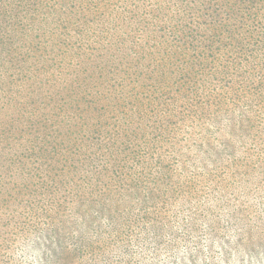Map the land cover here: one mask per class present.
I'll list each match as a JSON object with an SVG mask.
<instances>
[{
    "label": "rangeland",
    "instance_id": "obj_1",
    "mask_svg": "<svg viewBox=\"0 0 264 264\" xmlns=\"http://www.w3.org/2000/svg\"><path fill=\"white\" fill-rule=\"evenodd\" d=\"M246 4L251 0H0L2 113L13 118L9 100L19 105L28 96L33 105L27 107L49 117L56 131L76 129L85 117L93 122L89 134L100 139L103 128V136L107 130L130 145L121 162L116 153L118 160L93 151L84 157L87 175L94 169L105 174L103 188L46 194L25 187L20 199L1 204L0 217L33 207L13 221L18 232L0 251L2 264H264V243H248L247 227L257 223L230 212L231 205L251 198L245 181L264 205L258 174L240 170L243 162L264 170V8H250L262 21L255 43L237 45L239 31L221 34L212 49L215 62L197 73L190 62L183 65L199 79L197 90L169 83L174 80L165 77L169 64L163 57L175 49L166 32L191 38L189 53H197L192 46L202 43L200 35L214 32L205 21L218 25L212 8L217 20L225 18L223 28L234 27L249 12L240 15ZM162 77L153 90L152 81ZM248 126L258 132L250 145ZM117 163L123 164L122 179L106 175ZM19 164L10 178L37 180ZM160 170L164 181L131 182L134 173L146 179ZM49 174L40 172L41 179ZM167 174L185 189L170 188Z\"/></svg>",
    "mask_w": 264,
    "mask_h": 264
},
{
    "label": "trees",
    "instance_id": "obj_2",
    "mask_svg": "<svg viewBox=\"0 0 264 264\" xmlns=\"http://www.w3.org/2000/svg\"><path fill=\"white\" fill-rule=\"evenodd\" d=\"M259 1L261 0H251L252 4L249 6V8L247 7V4L246 6L241 7L239 9L242 11L240 12V15L243 12L244 13L242 15H244L245 12H248V10L249 12L244 16V18L240 19L234 27L230 25V27L226 26L224 28L222 24L225 18L220 15V20H217L215 15L219 13H215L216 10L214 8H212V11L209 13L207 11L208 7L205 8V5L202 6L203 14L206 15L209 13L212 16L214 22H216L218 25L211 24L210 20L205 21V23L209 26H214L212 28V31L214 32L211 35L209 33L200 35L203 36L201 40L202 43L200 44L201 46L198 44L192 46L195 48L193 52L197 53H189L191 38L189 40L187 38L186 40H182L180 38L178 39L176 36H171L166 32L167 35L164 37H167L171 46L175 47V49L171 52L164 50L165 53L163 55V57L166 59L165 63L169 64L167 65L168 76L165 77L174 80V82L169 83H172L173 85H177L179 83L177 89L182 87L183 90H197L198 86L196 85V82L198 83L199 79L193 78L190 70H184L183 65L190 62V65L193 66L191 71L193 72L195 70L197 73L198 67L201 68L209 65V63L215 62L212 61V49L215 46L219 47L218 43L220 38L218 36L221 34L228 35L231 32L239 31L242 39L240 41L238 40L239 42L237 45L241 44L240 46L246 47L255 43L257 39L256 34L260 33L258 28L261 26L262 21L260 18H257L256 11L253 9L250 10V8H264V5L259 3ZM243 30L245 33H241ZM191 36L194 35H192V33L188 35V37ZM214 36H217V38ZM195 38L196 37H194V39ZM230 38L235 41L237 40L234 35H230ZM207 39L210 40L206 42ZM178 41H180L182 45L179 46ZM16 56H18V60L20 61V54ZM140 58H143L142 55ZM151 71L152 68H150V72ZM161 75H163V72ZM148 77L152 78L153 76L149 74ZM165 77L152 81V89L156 90L159 87L160 81ZM75 86V94L80 98V93L77 92V89L80 86L79 80ZM66 101L69 103L68 100H65L63 105H65ZM9 102L12 107L15 106L13 111L15 115L13 118L8 116L7 113H2V108L6 106V104L5 100L0 101V205H6V203L11 199H20L19 194L25 187L30 193L34 192L32 188H35L38 192L41 189L46 194L47 192H57L60 189H62L64 192L74 190L77 192H80L81 190L86 192L84 189H87L88 192V189L91 190L93 188H103L106 185L103 178L105 174L99 173L100 169H94L96 172L94 175H87L83 167L85 168L89 165L85 164L84 157L93 151L104 156H111L114 160H118L116 156V154H118L120 160L124 157L121 156V154L124 155L125 149L130 146L126 144L123 139H120L119 141L112 139V135L109 134L107 130L104 132L107 137L103 136V128L101 129L102 134L100 139H98L99 136L97 133L89 134L90 129H88V126L93 125V122H90L89 120L86 121L85 117L81 120L80 125L76 126V129L74 127L71 129H66L64 132L56 131L49 125L51 121L49 117H46L40 113L34 114V110L32 109L33 106L32 108L27 107V104L29 106L33 105L32 99L30 100L28 96H25L23 101H19V105L17 103L14 104V101L11 99ZM122 105L123 103L120 104L121 107ZM118 110L124 114L126 113V110H121L119 107ZM247 128L248 129H245V133L250 137L248 140L250 145L258 137V132H251L250 126ZM24 134H27L25 139L21 138ZM19 139H21L23 143H21L20 148H17L14 143ZM32 154L35 156V158L29 161L32 157ZM88 157L90 158V156ZM49 160H53V163H51ZM20 161L22 163L21 169H23V171L27 170L29 175H36L37 180L31 181L24 175H20V181L14 177L10 178L12 173L20 170ZM100 161L105 162V160L102 161L100 158L95 159L96 163ZM219 164L225 165L223 161H220ZM240 164V170L242 174L254 177L257 173V182H262V184L264 183V170L258 171L255 167L253 168V166L248 167V164L244 162ZM104 165H106V163ZM104 165L100 164L102 167ZM110 166L108 168L109 172L106 175H111L112 178L115 177L116 179H122L121 174H124L122 169L123 164L120 165L117 163L112 164L111 167ZM63 168H66L70 173L66 172L62 177L61 175H57L58 177L55 179L57 172H61ZM124 168L127 167L124 166ZM47 169L50 171L49 176L51 175V178L41 179L40 172H43ZM170 171H172L171 168ZM209 173L212 175L211 170ZM165 175L160 170L158 176L152 177L149 174L146 179H144L142 175L136 176V173H134L131 182L137 186H141L148 180L152 181V178L155 181H164ZM172 179L173 176L167 174V180H171L173 182ZM187 181L190 183L188 186L193 183L191 179H187ZM243 182L244 180H242V183ZM173 183L174 186L171 187L170 185V188H174L175 190V187L177 186L180 187V190L185 189V187L177 180ZM244 184L246 185L245 190L251 198L245 199L238 205H231L230 212L233 217L240 215L253 223H257L254 225L255 228L251 226L247 227L248 243L251 246L256 247L258 243H264V205L261 199L256 198V196L253 194L256 192V187L249 182L247 183L246 181ZM143 186L146 187L147 185L145 184ZM162 188L165 189L167 186H162L159 189ZM224 204L220 202V207L225 206ZM26 205L29 207L28 209L15 210V214H6L0 217V251L2 248L10 247V245L13 243L12 240L17 234L16 232H18L16 229L17 225L13 221H15L17 218L22 219L30 215L33 207L29 206L28 204ZM53 233L55 234L56 232L54 231ZM254 233H257V237L255 239ZM45 234L50 235V232L46 230ZM59 242H61V240ZM62 244L65 245V242H62L60 245ZM53 252L56 253V249ZM2 262L3 259L0 256V264H2Z\"/></svg>",
    "mask_w": 264,
    "mask_h": 264
}]
</instances>
